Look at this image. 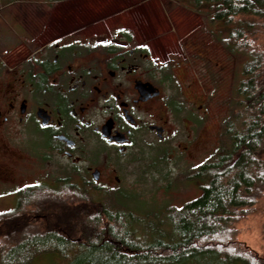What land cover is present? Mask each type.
Returning <instances> with one entry per match:
<instances>
[{
	"label": "flooded vegetation",
	"instance_id": "obj_1",
	"mask_svg": "<svg viewBox=\"0 0 264 264\" xmlns=\"http://www.w3.org/2000/svg\"><path fill=\"white\" fill-rule=\"evenodd\" d=\"M65 12L60 21L40 14L47 38L33 52L0 57V198L14 206L0 216L8 219H56L58 205L66 216L124 215L133 178L169 181L175 139L188 152L203 137L209 86L189 76L185 58L127 23L74 29L79 11ZM15 15L28 32L25 15ZM62 28L71 30L56 36Z\"/></svg>",
	"mask_w": 264,
	"mask_h": 264
},
{
	"label": "trees",
	"instance_id": "obj_2",
	"mask_svg": "<svg viewBox=\"0 0 264 264\" xmlns=\"http://www.w3.org/2000/svg\"><path fill=\"white\" fill-rule=\"evenodd\" d=\"M42 1L52 7L68 0ZM176 1L204 14L218 28L214 37L242 61L220 146L199 167L197 177L207 182L201 195L142 217L107 211L105 228L103 219L75 211L44 220L43 228L0 218V264H35L38 257L52 264H264L232 226L264 191V0ZM70 218L86 222L80 240L64 223Z\"/></svg>",
	"mask_w": 264,
	"mask_h": 264
},
{
	"label": "rangeland",
	"instance_id": "obj_3",
	"mask_svg": "<svg viewBox=\"0 0 264 264\" xmlns=\"http://www.w3.org/2000/svg\"><path fill=\"white\" fill-rule=\"evenodd\" d=\"M27 1L29 0H0V19L3 18L0 20L1 48L15 51L24 39L32 40L30 36L34 37L33 34L35 35L38 29L29 21L26 22V19L33 10L35 14L52 11L46 3V7L41 6V10L37 7L30 8ZM56 6L60 8L57 13L59 21L66 19L68 14L65 11L68 8L79 11L78 18L73 19L75 23L78 22L74 29L86 25L79 23L86 21L99 22L101 32H109V28L124 26L125 23L134 26L139 36L155 39L166 50L173 52L175 57L181 55L185 58L189 76L197 78L203 85L206 82L209 86L206 95L210 101L203 137L191 145L188 152L183 151L186 146L184 140L179 139L180 137L176 138L173 146V162L168 167L170 183L153 172L143 175L142 179L133 178L135 186L124 208L127 210V216L142 217L147 214H157L166 207L181 208L198 198L201 195V186L207 183L206 180L204 181L206 178L197 177L199 167L214 157L220 146L222 127L230 114L231 102L240 79L241 59L228 53L221 42L214 37V34L218 33V28L210 26L204 14L194 13L176 0H70L58 3ZM12 11L21 12L26 16L23 18L28 32H23L19 24H13L7 19ZM70 30L62 28L56 31V36ZM44 38L47 36L41 40ZM35 46L37 45L33 48ZM1 48L0 57L4 61L6 57L1 54ZM20 53H10V55L15 57ZM181 73L178 72V75ZM168 185L170 188L166 189ZM58 206L52 209L58 215H55L56 219H50L51 221L67 218L63 215L67 210L66 206L64 205V208ZM13 207L11 201L0 198V213L9 211ZM0 218L7 219L4 216ZM70 219L73 220L64 223L68 228H72L70 234L74 235V240H80L84 237L81 235L84 232L81 228L86 222ZM34 223L41 228L44 227V220ZM107 223L103 220L100 227L105 228ZM232 226L237 231L239 242L254 252L264 263V191L257 195L252 206L242 211L241 217L237 218ZM35 264L52 263L38 257Z\"/></svg>",
	"mask_w": 264,
	"mask_h": 264
},
{
	"label": "crops",
	"instance_id": "obj_4",
	"mask_svg": "<svg viewBox=\"0 0 264 264\" xmlns=\"http://www.w3.org/2000/svg\"><path fill=\"white\" fill-rule=\"evenodd\" d=\"M68 1H70V0H68ZM68 1H65V2H68ZM42 0H29V1H27V3L30 5V8H33V9H36V7H37V9H40L41 10V6H44V8L46 7L45 6V3L43 2ZM11 3V2H10ZM13 3V2H12ZM58 3H64V2H57V3H55L52 7H50V6H47V7H49V9H51L50 11V13L51 14H53V15H55V16H57V13L60 11V8L58 7L57 8V6L55 7V5H57ZM14 4H16V3H14ZM14 4H9V5H14ZM47 5V4H46ZM67 6V5H66ZM35 7V8H34ZM61 7V6H60ZM69 9V8H68ZM71 10H73V8L71 9ZM35 10H33L31 13H30V16L28 17V21L30 22V24H33L34 25V28H36V26H37V29H38V24L39 23H41V22H43L42 20H41V18H42V16L40 15V14H35V13H33ZM43 11H45V10H43ZM13 13H9V15H8V17H7V19H9V20H11L12 22H13V24H19L20 26H21V23H20V21H18L17 20V18H16V11H12ZM28 13V12H27ZM45 13V12H44ZM49 13V12H48ZM49 13V14H50ZM1 19H3V18H1ZM0 19V20H1ZM56 19H57V17H56ZM33 36L34 37H32V36H30L31 38H32V40L30 39V40H23V43L22 44H20L16 49H15V51L14 50H12V49H10L9 50V48H1V54L2 55H7V54H10V53H14V54H16L17 52L19 53V52H21V53H24V52H33V50L35 49V48H33V46H34V44H33V42L34 41H39V40H41V37H42V35H41V33H39L38 32V30H37V33H35V35L33 34ZM41 36V37H40ZM21 37V36H20ZM23 37V36H22ZM20 53V54H21Z\"/></svg>",
	"mask_w": 264,
	"mask_h": 264
}]
</instances>
